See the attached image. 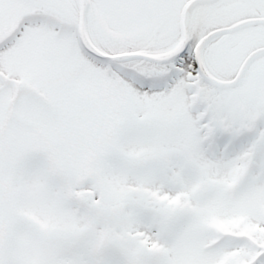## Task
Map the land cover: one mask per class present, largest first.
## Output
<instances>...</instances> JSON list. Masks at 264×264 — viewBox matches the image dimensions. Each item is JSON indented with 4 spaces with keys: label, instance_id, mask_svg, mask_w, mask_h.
<instances>
[{
    "label": "snow or ice",
    "instance_id": "snow-or-ice-1",
    "mask_svg": "<svg viewBox=\"0 0 264 264\" xmlns=\"http://www.w3.org/2000/svg\"><path fill=\"white\" fill-rule=\"evenodd\" d=\"M0 264H264V0H0Z\"/></svg>",
    "mask_w": 264,
    "mask_h": 264
}]
</instances>
